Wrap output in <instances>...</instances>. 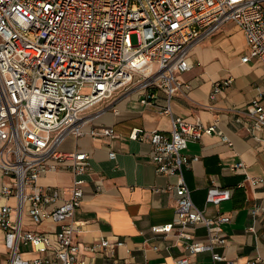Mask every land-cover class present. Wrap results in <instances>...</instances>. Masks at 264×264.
<instances>
[{
	"label": "built area",
	"instance_id": "1",
	"mask_svg": "<svg viewBox=\"0 0 264 264\" xmlns=\"http://www.w3.org/2000/svg\"><path fill=\"white\" fill-rule=\"evenodd\" d=\"M227 22L243 32L247 50L241 61L264 62V0H0V172L5 177L0 187L5 200L0 204V227L10 250L9 264L28 263L20 257V244L40 252L50 248L55 264H82L77 261L80 246L74 235L79 223L73 214L83 197L90 155L63 149L62 144L67 136L82 134L85 111L110 100L135 79L165 90L161 113L171 120L169 131L154 129L146 134L133 128L129 133L131 139H147L157 174L176 176L174 219L151 230L169 233L176 227L177 235L188 236L184 228L202 224L208 241L186 243V249L210 251L213 262L223 259L213 247L226 242L220 224L229 217H206L193 203L183 178V168L197 159L185 153L187 142L215 131V126L173 115L168 100L188 87L179 73L190 68V47ZM231 81L230 76L215 80L209 97ZM262 95L264 91L242 110L248 120L247 134L258 140L264 130ZM152 97L154 92H148L140 102L151 104ZM90 133L114 136L111 127ZM220 138L230 144L226 135ZM108 155L113 158L114 152ZM57 170L71 174L66 192L37 184L40 176ZM246 178L253 185L264 184V178ZM230 197L231 189L211 182L205 201L218 204ZM24 209L34 223L48 219L57 224L53 242L49 232L22 228ZM122 243L98 238L88 248ZM50 263L46 257L31 260V264ZM187 263V257L178 260V264ZM244 264H264V260Z\"/></svg>",
	"mask_w": 264,
	"mask_h": 264
},
{
	"label": "crops",
	"instance_id": "2",
	"mask_svg": "<svg viewBox=\"0 0 264 264\" xmlns=\"http://www.w3.org/2000/svg\"><path fill=\"white\" fill-rule=\"evenodd\" d=\"M246 50L243 32L233 22L194 43L187 58L190 68L179 73L180 80L188 87L168 100L173 115L215 126V131L187 142L185 153L197 159L190 160L183 168V178L193 203L206 217L217 214L229 217L220 224L226 242L213 247V252L221 254L223 259L213 262L210 251L190 253L186 249V243L208 241L202 224L184 228L188 236L177 235L176 227L169 233L151 230L153 225L174 219L176 176L157 174L149 157L147 139H131L129 133L133 128H140L146 134L154 129L169 131L171 120L169 115L161 113L166 104L165 90L145 86L135 79L110 100L85 111L83 116L87 121L82 134L69 135L62 144L63 149L82 150L90 155L83 197L73 214L79 223L74 235L80 246L78 262L178 264L182 257L188 258L187 264H244L249 260H264V184L253 185L246 178H264V130L260 131L259 140L248 135L245 130L248 120L242 112L252 97L264 91V62L256 58L241 61ZM226 76L232 78L231 83L210 98L212 83ZM148 92H154L152 103H141ZM261 100L264 102V95ZM236 118L241 120L236 122ZM103 127H111L114 136L90 133ZM221 134L228 137L230 144L221 140ZM109 152H114L113 158ZM237 163L242 165L233 169ZM4 181L0 172V187ZM70 181L68 170H57L40 176L36 182L65 191ZM211 182L231 189V197L218 204L207 203L205 194ZM3 202L4 198L0 197V204ZM8 202L15 203L13 198ZM10 217L15 219L13 211ZM21 225L24 230L49 232L51 242L54 241L57 224L48 219L34 223L24 209ZM98 238L123 243L90 250L88 246ZM18 252L27 264L37 257L49 258L50 264H55L50 248L40 252L20 244ZM9 261L10 250L0 227V264Z\"/></svg>",
	"mask_w": 264,
	"mask_h": 264
},
{
	"label": "rangeland",
	"instance_id": "3",
	"mask_svg": "<svg viewBox=\"0 0 264 264\" xmlns=\"http://www.w3.org/2000/svg\"><path fill=\"white\" fill-rule=\"evenodd\" d=\"M135 40V37L132 35V41H134Z\"/></svg>",
	"mask_w": 264,
	"mask_h": 264
}]
</instances>
